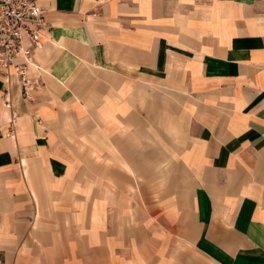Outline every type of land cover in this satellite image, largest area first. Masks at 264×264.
I'll list each match as a JSON object with an SVG mask.
<instances>
[{"label":"crops","instance_id":"0c3cea01","mask_svg":"<svg viewBox=\"0 0 264 264\" xmlns=\"http://www.w3.org/2000/svg\"><path fill=\"white\" fill-rule=\"evenodd\" d=\"M37 2L42 86L9 110L0 77V264H264V0ZM146 177L191 188L184 236Z\"/></svg>","mask_w":264,"mask_h":264},{"label":"built area","instance_id":"2783aa9c","mask_svg":"<svg viewBox=\"0 0 264 264\" xmlns=\"http://www.w3.org/2000/svg\"><path fill=\"white\" fill-rule=\"evenodd\" d=\"M46 28L44 11L37 0H0V77L3 79V106L10 110V88L16 84L26 101H32L40 89L42 69L35 61ZM34 70V73L33 71ZM17 116L12 114L10 136Z\"/></svg>","mask_w":264,"mask_h":264},{"label":"rangeland","instance_id":"374dc122","mask_svg":"<svg viewBox=\"0 0 264 264\" xmlns=\"http://www.w3.org/2000/svg\"><path fill=\"white\" fill-rule=\"evenodd\" d=\"M45 17V12H44ZM46 21V19H45ZM35 58V57H34ZM38 64V62H37ZM41 68V66L39 65ZM42 69V68H41ZM34 73V70H32ZM43 72V70H42ZM40 87L42 86L41 74H39ZM161 167V166H160ZM159 168V167H158ZM164 177H159V180L149 183L148 177L145 181L141 182V203L148 202L149 197H152L156 202V206L163 208L167 202L172 198L173 201V213L171 215H157V223L167 224L172 228V233L167 232V238H176L184 236L185 228L192 225V210H191V188L187 192L182 191V185L179 182L172 181V183L165 182ZM175 180V177L172 178ZM190 187V186H189ZM189 204H188V203ZM146 204V203H145ZM147 205V204H146ZM168 205V204H167ZM188 205V206H187ZM183 232V235H182ZM158 239L162 238L161 231ZM162 247V246H160ZM173 251H176V247L173 246ZM149 257L146 256L145 262L148 264Z\"/></svg>","mask_w":264,"mask_h":264}]
</instances>
